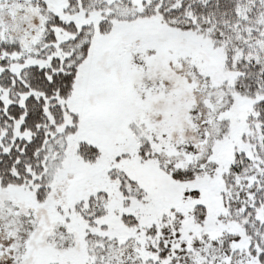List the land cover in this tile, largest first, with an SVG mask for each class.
I'll list each match as a JSON object with an SVG mask.
<instances>
[{
	"label": "snow or ice",
	"instance_id": "obj_1",
	"mask_svg": "<svg viewBox=\"0 0 264 264\" xmlns=\"http://www.w3.org/2000/svg\"><path fill=\"white\" fill-rule=\"evenodd\" d=\"M0 264H264V0H0Z\"/></svg>",
	"mask_w": 264,
	"mask_h": 264
}]
</instances>
